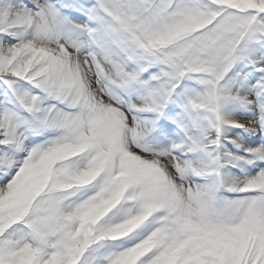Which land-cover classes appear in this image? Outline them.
Wrapping results in <instances>:
<instances>
[{"label":"rangeland","instance_id":"obj_1","mask_svg":"<svg viewBox=\"0 0 264 264\" xmlns=\"http://www.w3.org/2000/svg\"><path fill=\"white\" fill-rule=\"evenodd\" d=\"M5 5L16 6L14 12L7 14V20H3L10 27L21 19L22 13L26 12L28 18L25 25L21 23L19 26L25 28L22 34L18 32L11 43L0 46L1 54L6 50L4 59L0 57V150L34 130L25 121L40 120L41 117L29 109L49 103L50 99L45 96L49 88L56 89L62 96L68 92L75 95L78 88L82 93L84 111L89 107L92 91L94 113L87 122L94 124L102 120L104 126L98 144L101 151L97 149L96 153H88L82 163L79 157L58 172L49 171L52 181L47 186L63 189L46 201L45 206L38 207L44 213L37 216L33 228L40 231L36 237L42 248H38L34 235L29 236L23 226L11 223L21 211L27 212L21 199L33 188L41 186L46 178L48 167L44 162L39 163L41 158L51 155L54 166L55 161L78 154L75 152L79 149L87 152L83 149L85 143L91 140L96 145L97 139L93 137L92 140L91 135H82L73 129L55 141L29 145L24 148L26 155L21 165L23 171L26 165L30 173L22 177L16 175L12 178L8 168L7 172L2 169L3 165L19 167V157L8 158L0 152V264H9L11 259L16 260L13 264H131L132 259L130 262L128 259L133 252H143L144 257L138 264H264V238L252 222L247 220L246 227H243L235 211L222 210L215 216L203 206L205 192L208 194L210 190L218 189L216 184H207L208 189L199 188L198 183L188 180V175H182V171L174 179L171 164L176 160L184 166L185 162L173 155L157 154L139 146L143 135L142 121L129 117L120 103L121 110L114 111L116 114L111 116L108 113L110 118L106 116L108 106L113 105L99 93L96 87L100 85L98 75L112 95L119 87L95 62L87 65L81 57L68 59L63 56L65 51L84 50L81 43L85 44L86 39L82 34L77 30L71 31L72 36L67 34L66 38L73 46L71 50L70 45L67 47L51 37L58 19L54 6L58 5L70 10L69 17H66L70 24L88 30L91 50L100 47L101 43L104 47H108L107 44L114 47L121 56L118 59L114 54L108 55L110 62L117 68L121 60L130 71L112 72V80L117 83L119 78V85L128 90L127 85L133 87L136 82L135 86L144 91L148 105L156 106L153 114L156 117L166 114L164 117L171 118L178 130L175 133L171 129L174 137H182L179 139L181 145L184 149L188 145L190 151H194L193 162H197L207 151L206 143H212V135L199 128L201 121L215 127L217 120L219 126L228 128L223 133L229 136L241 129L239 125L228 123L229 114L241 123L244 121L241 118L253 116L243 115V112L260 105L258 98L264 106V69L260 73L255 71L258 65L264 68V0H0V7ZM222 9L242 12L245 17L253 15L257 24L253 26L254 34L248 31L244 44L237 46L235 54L216 69L215 77L213 74L204 75L209 74L208 71L196 74L195 66L205 64L195 56L187 57L199 52L196 50L197 45L200 47L197 41L194 42L196 46L192 42L185 50L175 48L171 55L185 68L169 65L171 45L179 43L183 36L200 32L217 18ZM74 11L82 17L73 16ZM124 28L132 31L130 36L123 31ZM142 30L146 33L145 40L139 37ZM204 37L201 54L208 46L209 35ZM142 40L146 42L145 47L141 46ZM40 48L44 50L39 52ZM161 51L158 59L157 54ZM104 58L99 55V63L107 69L105 65L111 67V64L108 58ZM15 61L17 63L13 64ZM14 68L22 70V75L7 74ZM71 88L75 90L71 91ZM245 98L250 101L246 103ZM133 108L138 110L139 106ZM17 113L20 115L16 117ZM252 119L255 121L256 117ZM62 121L71 122L72 119L64 117ZM111 129L116 133L119 130L118 138L115 139ZM91 132L97 131L92 129ZM226 150L230 153L233 149L230 145ZM11 151L16 152L13 147ZM210 160L211 163L205 166L212 168L205 171L214 174L217 167L213 164L217 158L214 156ZM78 166H81L80 170ZM42 173L43 178L40 177ZM75 173L76 179L67 178ZM160 175L166 177L167 183H163L159 191L148 188L159 182ZM52 176L56 179L53 180ZM23 177H32L33 183L28 179L24 185ZM232 177L234 180L227 181L225 190L221 191L236 193L228 194L232 196L230 199L220 198L221 205L236 203L240 213L247 207L245 200L250 199L245 198V193L263 177L254 173L242 178ZM91 183H95L94 188H90ZM176 193L178 203L172 197ZM131 197H134L135 204L131 203V207L122 205L114 210L117 203L114 201L133 202L129 200ZM101 204L103 210L95 208ZM210 205L216 210L219 208L217 203ZM107 209L109 211L105 212ZM120 235L130 236H124L120 242H111L110 236Z\"/></svg>","mask_w":264,"mask_h":264},{"label":"bare ground","instance_id":"obj_2","mask_svg":"<svg viewBox=\"0 0 264 264\" xmlns=\"http://www.w3.org/2000/svg\"><path fill=\"white\" fill-rule=\"evenodd\" d=\"M12 7H14V8H12ZM15 7L16 6H9V5L4 6V8L0 7V46H4V44L7 45L9 42H11L12 37H17L16 34L18 32H19V35H21L23 30H25L24 27H19V26L21 23L24 24V22L27 20L28 16H25L27 14L26 12L22 13L21 15L19 14L21 19H18V22L12 23V25H15V26L10 27L9 26L10 24H8L7 21H6V24L3 22V20L7 18V14H10L11 12L15 11ZM5 25H7V26L5 27ZM22 41H23V39H22ZM43 50H44L43 48H40L39 52H41ZM5 54H6V50L3 52V54L0 53V57L2 59H4ZM16 63H17V61H15L13 64H16ZM22 72H23L22 70L19 71L17 68H14V69H11V71H9L7 74H10V75L15 76V77H19L20 75H22ZM245 102H248V100L246 99ZM186 122H189V121L187 120ZM228 123L231 125L234 124L236 126L239 125L240 128H245L244 129L245 132L241 133L240 135L235 134L231 137H228L229 141L231 143H233L235 148L238 147L237 149H241L243 147H246V149H243V150H245V153H247L248 155H259L262 153V151L259 150V148H258L259 145L254 144V141H255L254 135L256 133L255 132L256 131V129H255L256 123H252L249 120H244L240 124L238 121H236V119L233 117L232 114L228 115ZM199 128L201 130H205V131L217 132V134L215 135V136H217V138H220V135H222L221 132L224 130V127L219 126L218 123H217V126L212 127L210 124H208L207 122H204V121H201ZM224 146L226 147L227 144L221 145L220 141H219V143H217L214 146V148H216L215 149L216 153H219L220 149L223 148ZM208 148H209V150L214 151V149L211 146H208ZM263 152H264V150H263ZM209 153H211V151L207 152L205 155L206 156L211 155ZM184 154H185V156H188L187 152H185ZM223 158L226 159L227 157L225 156ZM227 159L229 161L230 160L232 161L231 158H227ZM234 160H236V159H234ZM234 160L232 162H235ZM213 178H214V180H216L219 183L227 184V180H226L227 176L224 172H221L219 175L213 176ZM247 208L249 210V214L251 216V219H252L254 226L257 228V231L261 234V237L264 238V204H261V202L259 200V202H256V203L252 204L251 206L248 205Z\"/></svg>","mask_w":264,"mask_h":264}]
</instances>
